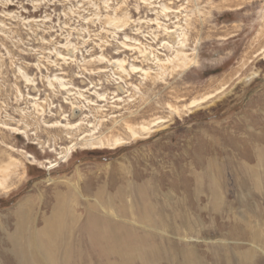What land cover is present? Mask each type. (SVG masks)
Wrapping results in <instances>:
<instances>
[{
    "label": "rangeland",
    "instance_id": "374dc122",
    "mask_svg": "<svg viewBox=\"0 0 264 264\" xmlns=\"http://www.w3.org/2000/svg\"><path fill=\"white\" fill-rule=\"evenodd\" d=\"M57 192L54 264H264V0H0L1 263Z\"/></svg>",
    "mask_w": 264,
    "mask_h": 264
},
{
    "label": "bare ground",
    "instance_id": "6f19581e",
    "mask_svg": "<svg viewBox=\"0 0 264 264\" xmlns=\"http://www.w3.org/2000/svg\"><path fill=\"white\" fill-rule=\"evenodd\" d=\"M170 9L171 8L168 7V11ZM181 35L183 37H185V34H181ZM182 36L179 35V37H182ZM180 43H179L181 45L180 47L185 46L184 41H182ZM179 51H182V50L180 49ZM179 51H177L178 55L177 56L175 55L176 56L175 60H177L178 62H175L174 59H170V58L167 61L168 64H173L174 68L175 67L178 68L181 61L183 60L180 57ZM143 53L146 54V52H143ZM146 55H147L146 56V62H150L153 60L151 54H146ZM122 63L123 62H121V64ZM183 63H185V61ZM61 87H65V85L63 83H61ZM198 104L200 105L201 103H198ZM134 119L136 120V118H134ZM131 122H132V120H131ZM89 124H90V122L88 123V125ZM115 124H116V121H115ZM66 126H67L66 127L67 129L65 131L62 129H58L57 131L63 132V133H65V135L71 136L73 139L77 136L78 132L80 133V132L84 131V133H85L88 129V128H85L83 126L76 128V125H73L71 123H68ZM127 126H128L127 127L128 130L131 134V138H140V137H142V135L150 134V132H151V127L146 126L145 124L141 128H135V126H133V125H127ZM53 127H55V126H53ZM96 130H97L96 126L93 128V130L89 129L88 132H89L90 136H87L82 140V143H81L82 146H84V147L89 146V147H95V148H102L103 149L106 146H120V145L125 143V140L122 137L114 140L113 139L114 135L111 137H108L103 132L99 133V136H96ZM76 146H77V144H75L74 146H71L70 148H67V151L65 152L63 158L64 159L69 158V156H71L74 153ZM10 167H11V165H10ZM7 168H9V166ZM257 169H259V168H257ZM7 170L8 169H5L4 171H7ZM255 170H256V167L252 168L253 172ZM1 183H3L1 185H4L5 181L1 182ZM6 189H7V187H6ZM79 190H80V188H79ZM61 196L62 195L60 193H58V192L56 193V196L54 199V201L56 200L55 201L56 204L53 206V209L50 206L49 202L45 203V205L48 204L49 207H51L52 214L50 217L44 218V222H43L44 228L41 230H39L37 227H34V230H33V229H31L32 227H30V225L32 226L31 220H33V219H31V216H32L31 213L34 212L37 207H39V206H37L38 204H36V201H34V199L31 198V199L26 200L23 204H20L19 207H17L15 212H13V216H15V218L17 220L16 232H15V234H13L11 236L9 235V237L8 236L7 237H8L9 242H11V246L13 247V253L12 254L15 255V257L17 258V260H19V262L21 264H45V262H46V264H54V261L56 260V258L58 256L57 253L60 249L61 242H67L65 239V235H63L62 233L60 234L59 229L62 226L64 227L63 223H65L66 218L69 216V215H67V209L70 208L71 202L69 203L67 198H65L66 195L63 196L64 197L63 200H61ZM41 199H42V197H41ZM64 200H65V203H64ZM69 200H70V198H69ZM76 219H77V217H76ZM36 222H37V220H36ZM35 225H36V223H35ZM58 234H60V237ZM93 236H95V235L93 234ZM67 247H68V245H67ZM44 259H46L45 262H44ZM0 264H3V263H1V260H0Z\"/></svg>",
    "mask_w": 264,
    "mask_h": 264
}]
</instances>
